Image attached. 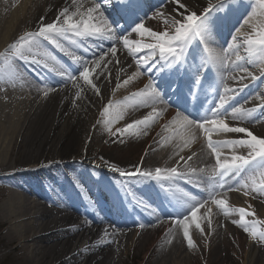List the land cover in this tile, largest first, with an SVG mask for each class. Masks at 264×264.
<instances>
[{
    "label": "bare ground",
    "instance_id": "bare-ground-1",
    "mask_svg": "<svg viewBox=\"0 0 264 264\" xmlns=\"http://www.w3.org/2000/svg\"><path fill=\"white\" fill-rule=\"evenodd\" d=\"M184 2L190 10L197 13L203 12L205 8L217 6L220 15H224L219 9L221 0ZM229 2L235 11L220 22L219 35L212 37L211 44L225 57V62L215 68L208 65V77L210 79L211 73L218 77L221 87L216 93L217 99L220 100L225 87L233 90L227 94L225 103L228 113H231L232 110L229 109L233 107L250 110L249 115L240 119L227 116L228 122L235 127H247L254 134L264 135V82H260L261 79L264 80L262 74L264 63L259 62L256 57L249 58L243 47L239 51L244 59L237 62L236 57H231L234 51H224L228 45L224 44L223 37L228 33L227 36L232 42L233 24L241 15L238 22L240 27L237 28L240 31L237 32L236 29L233 36L239 38L236 43L242 42L244 37L252 32V25L264 17H258V10L257 14H253L255 0ZM78 3L87 8L93 5V0H78ZM65 6H71V0H0V51H4L8 44L23 33L35 31L42 16L46 18L45 23L52 22L58 11ZM175 7L173 0H139L136 15L129 20L137 19L136 24L142 23L151 31L163 32L168 29L165 21L170 23L173 19ZM109 12L105 15L111 23L112 17ZM212 15L215 16L216 12L214 11ZM138 16L143 18L140 19ZM249 18L251 23L246 24L245 20ZM116 25L113 24V27L118 31ZM145 34L129 29L122 35L112 38L87 37L86 40L97 43L98 49L90 50L89 46L80 43L86 48L83 49L85 55L81 56L78 53L80 44L76 46L69 41H62L69 50L81 58V63L73 61L71 57L44 41L43 47L52 52L58 61L56 65L50 63V67L58 69L62 67L63 76L49 71L43 63L35 65L20 60L14 65L18 74L14 82H6V78L0 73V178H6L0 186L6 198L0 205V230L3 235L0 237V250L8 248L14 255L13 261H16V264H117L122 249L126 254L137 250L136 255L139 258L144 253V264H179L184 263L186 258L198 261L195 247H192L191 251L187 250L182 228L172 219L178 213L185 212L193 202L189 199L184 202L183 207L179 206L172 200L173 189L161 190V197H158L151 190L157 181L119 175V171H133L134 167L153 172L156 168L175 167L184 176L200 180L205 192H198L200 199L196 200H206L208 203L198 209L196 222L201 225V219L210 218L212 227L201 232L206 246H199L198 249L200 257L205 258L208 264L216 262L220 253L228 246L223 240L226 235L230 241L231 238L237 241L234 250L242 257L245 256L247 264H263L264 244L259 243L258 239L253 243L241 240L242 229L209 199V192L214 186L217 187L216 199L222 198L227 201L236 197L234 190L237 181L226 177L225 188L222 190L218 187L217 179L211 172L215 158L210 155L202 130L193 127L191 132L194 138L185 146L184 140L174 135L178 126L170 123L178 111L167 105V111L156 118L150 126L141 125L127 134L113 135L117 129H122L126 124L142 119L152 112L151 101L147 106L137 105L133 101L131 105H124L125 98L143 88L150 75L155 77L158 74L143 72L133 77L129 84H123L124 80L132 77L133 73L140 69L137 68L136 59L128 53L121 41L127 37L132 42L151 43L148 41L152 40L146 39ZM76 39L79 41L81 38ZM113 46L117 48L114 57L108 54L99 66L93 63V60L99 57L92 54V51L99 50V54L107 53ZM198 52L203 54V46ZM146 55L147 49L137 53V56ZM84 60L88 61L86 66L90 69V79H93V83L99 88V95L86 85L82 78H78L77 81L68 79L69 75L79 77L78 70H82L81 64ZM27 64L32 67L33 72H39L50 87L37 90L30 89L28 84L22 86L20 72ZM237 64L247 68V72L243 70L237 72V69L242 68L237 67ZM2 67L0 64V68ZM253 76L256 78L253 79ZM117 83L121 84L119 88ZM211 83L212 81L208 80L205 85ZM78 91L79 96L76 95ZM249 94L252 96L251 99L246 97ZM105 97L107 102H103ZM167 97L164 96L166 102ZM109 101H112L114 106L119 105L122 118L114 116L113 122L105 127L98 121H101V112ZM161 107L163 105H156L157 109ZM253 109L254 111H251ZM84 114L89 116L90 121L88 120L87 132L82 140L86 145L98 141L99 146L94 150L86 148L84 144L80 153L87 161L108 160L114 163L110 170L113 171V168L119 170L113 171L116 173L115 176L97 170H94L91 176L88 175L91 173L84 169L86 167L81 160L73 162L62 160L66 152L73 154L79 152L75 150L71 138L78 120ZM243 135L231 133L230 137L239 139L243 138ZM143 137L147 141L146 150L144 153H138L135 146ZM120 141H124L125 148H119ZM10 151L22 157V162H29L26 170L20 171V167L7 166L5 156ZM192 152L194 153L191 160H187V163L180 161L181 157ZM42 161L46 162L43 164H47L45 168L43 170L36 168V163ZM201 168H205L206 171H198ZM193 169L197 170L194 174ZM169 184L171 188L181 185V178ZM229 185L233 190H227ZM191 195L194 194L191 192ZM254 196L253 204L259 208L258 215L260 214L264 220L262 206L264 196L256 194ZM152 204L157 205L155 211L150 209ZM210 204L214 205L211 217L205 216L206 208ZM228 208L231 209L230 203ZM222 222H227L228 225L222 226ZM131 226L135 230L127 229ZM196 229L195 223L189 217L190 236Z\"/></svg>",
    "mask_w": 264,
    "mask_h": 264
},
{
    "label": "snow or ice",
    "instance_id": "snow-or-ice-1",
    "mask_svg": "<svg viewBox=\"0 0 264 264\" xmlns=\"http://www.w3.org/2000/svg\"><path fill=\"white\" fill-rule=\"evenodd\" d=\"M173 3L176 5L173 10L174 16L170 23L167 20L165 21L168 24L166 31L154 32L142 23H137L135 28L132 29L133 32L140 34L147 33L148 37L154 41L153 43L132 42L127 37L121 41L128 53L136 59L137 68L140 69V71L133 73L132 77L124 80V85L129 84L133 77L141 75L143 72L150 74L156 72L158 74L155 77L150 75L143 88L125 98L126 101L130 100L136 102L137 105L144 106H147L148 102L151 101L152 112L142 119L126 124L122 129H117L113 135L127 134L130 130L141 125L150 126L156 118L167 111V104L169 103L165 101L164 96L176 98L174 102L177 105L187 104L189 97L198 99L200 91L203 90L204 85L209 80L208 65L215 68L225 62V57L221 56L211 44L213 43L212 37L219 35L220 22L235 11L232 3L229 0H221L219 9L223 11V16L217 11V6L205 8L203 12L197 13L190 10L184 0H173ZM109 8L111 12H109ZM138 8L139 0H103V3H101V0H93V5L87 8H84L82 3H78V0H71V6L60 9L52 22L45 23L46 18L42 16L35 31L23 33L14 42L8 44L4 51H0V64L3 65L0 68V73L6 78V82H14L18 75L14 65L17 60H20L35 65L43 63V66L48 68L49 71L63 76L62 67L60 69L50 67V63L56 65L58 61L52 52L43 47L44 41L71 57L73 61L81 63V58L69 50L62 41H69L70 44L79 46L80 43H83V39L78 41L76 38L93 36L112 38L116 35H122L125 29L117 31L113 24L118 25L120 20L127 21L129 18L134 17ZM257 10L258 17H264V0H255L253 14H257ZM214 11L216 12L215 16L212 15ZM106 12H109L112 17L111 23L108 16L105 15ZM160 15L163 14L160 13ZM245 23H251V18L245 20ZM239 31L240 29H237V32ZM238 40L237 36H232V42H228V47L224 51H235L237 53L236 61L238 62L244 59L238 54L239 49L243 47L249 58L256 57L259 62L264 63V19H258L257 23L252 25V32L248 33L242 42L236 43ZM201 45H203V54L198 52ZM142 49H147L148 55L137 56V53H140ZM108 54L114 57L117 54V48L115 46L110 47L107 53H102L99 59L93 60V63L99 66L102 61H105ZM198 56L199 62H197ZM87 64V60L82 62V70H78L79 77L69 75L68 79L77 81L78 78H82L83 82L99 95V88L93 83V79H90V69L86 66ZM236 66L242 67L239 64ZM242 70L247 72V69L242 68ZM262 74H264V69H262ZM248 75L251 76L252 74L248 73ZM255 78L253 76V79ZM240 79H243V77H240ZM76 86L79 87L78 84ZM120 86L121 84L117 83V88ZM232 91L231 88L225 87L224 93L220 95V103L210 108L211 118L198 120L190 118L184 112L183 114L177 112L170 123L178 126L175 131L184 140L185 146L194 138L190 131L193 127L202 130L206 134L207 147L210 150V155L215 158V164L211 166V172L216 177L220 189L225 188L227 184L226 177L231 179L248 173L246 180L240 187L245 190L246 195L255 193L257 196H264V135L254 134L247 127L230 126L225 119L221 118L222 115H225L233 119H240L242 116L250 114V110L240 107L233 108L231 113L224 109V104L228 98L227 94ZM76 95H80L79 91ZM157 104H161L163 107L157 109ZM220 109H224V112L221 113ZM251 111H254V109ZM114 116L122 118L119 113V105L114 106V103L109 101L108 105L103 108L101 121H98V123L102 122L107 127L113 122ZM213 133H239L244 135L243 138L239 139L214 142L212 139ZM224 147L231 149L232 154L230 157L222 154ZM237 149L245 151L240 153L237 152ZM181 159L184 158L181 157ZM191 159L192 157H188V160ZM112 170L119 171L115 168ZM196 171V169H193V174ZM198 171L204 172L206 169L201 168ZM119 175L141 180H155L161 184L162 188L166 183L174 182L175 179L184 176L175 167L156 168L154 172L142 171L140 167H134L133 171H119ZM167 190L171 191V188ZM216 190L217 187L214 186L209 192L211 202L219 207L225 216L238 213L239 219L233 220V223L248 233L253 240L258 239L259 243L264 244V231L257 230V225H264V221L253 220L249 223L246 217L254 216L255 213L245 208L229 209L225 200L215 198ZM227 190L231 191L233 189L229 185ZM184 196L189 197V194L185 192ZM189 199L193 202L190 207L185 212L178 213L172 219L174 223L179 224L182 228L187 245L194 247V241L189 232V217L192 218L195 227L203 232L200 223L196 222V216L198 209L203 208L208 201L196 200L194 196L189 197ZM209 211L211 210L209 209Z\"/></svg>",
    "mask_w": 264,
    "mask_h": 264
},
{
    "label": "rangeland",
    "instance_id": "rangeland-1",
    "mask_svg": "<svg viewBox=\"0 0 264 264\" xmlns=\"http://www.w3.org/2000/svg\"><path fill=\"white\" fill-rule=\"evenodd\" d=\"M234 32H235V30H234ZM145 36H146V39H150L147 36V33L145 34ZM148 42L153 43L152 41H148ZM238 54L241 56L242 53L239 52ZM236 55H237V53L235 51L231 54V56H235V57H236ZM99 56L100 55H98V57ZM254 68L257 69L258 67L254 66ZM240 69H237L236 71L238 72V71H240ZM54 73H56V72H54ZM260 82H261V80H260ZM262 82H264V80ZM43 84H44L45 87L48 86V84H46V83H43ZM261 87L262 86L260 85L259 88H261ZM204 94H205L206 97H208V93L207 92H205ZM246 97L248 99L252 98V96L250 94L247 95ZM107 99H108V96H107ZM103 102H107L106 101V97L103 100ZM131 104H132V101H130V100L129 101H126V100L124 101V105L125 106L126 105H131ZM217 105H218V103H217ZM233 108H235V107H233ZM229 110H232V108L229 109ZM88 117L89 116L84 114L78 120V125H77V127H76V129L74 131L73 137L71 138V142H73V145L75 146V150H78L79 152H77V153L74 152V154L70 153V152H66L62 160L66 159V161H68V162H73L75 160H77V161L81 160L83 162L84 166L86 167L84 169H87V172L91 173V174H88V175H91V176H93L92 174L96 170L97 171H101L102 173H105V174L112 173V175L115 176L116 173L110 170V166L112 164H114V163H112V162H110L108 160L107 161L102 160V162L101 161H94V160L87 161V160H84L82 154L80 153L81 152L80 150L82 149L84 144H85V146H87L86 148H88V149L91 148V149H94V150H96L98 148V146H99L98 141L97 142L96 141L95 142H91L88 145H86V143L82 140V139H84V134L87 132L86 128L88 126V120L90 119ZM221 118L225 119L226 123H228L230 126H232L228 122V120H227L225 115H222ZM190 131H192V129ZM170 132H174V130H170ZM202 134H204V136H205L204 138L206 139V134L204 132ZM174 135L175 136H179L181 138V136L178 135L177 132ZM230 135H231V133H222V134L213 133L212 134V139H213L214 142H217V141L223 142V141H226V140L234 139V138L230 137ZM129 138H130V135H129ZM145 140L146 139L143 137L142 140L137 144V146H135L136 152H138V153L139 152L140 153H144L145 152L146 146H147V141H145ZM125 147H126V145L124 144V141H120L119 142V148L122 149V148H125ZM198 149H199V147L196 148V150H198ZM244 151L245 150L237 149V152H240V153H243ZM12 153L13 152L10 151L7 154L8 156L7 155L5 156V158H6L5 161L7 163V166L11 165L13 167H20L21 168L20 171L26 170V168H27L26 166H29V162L28 163L22 162L21 161L22 157H20L19 155L12 154ZM193 153L194 152L189 153L187 156H184L183 157L184 159L183 160L180 159V161L181 162L187 161L188 157H192ZM222 154L224 156H226V157H230L231 154H232L231 149L228 148V147H224L222 149ZM35 161H37V160H35ZM43 163H46V162H44V161L37 162L36 163L37 165H35V167L36 168H41L43 170L45 168V166L47 165V164H43ZM95 176H97V175H95ZM247 176H248V173H244L241 176L231 178L232 180H236L237 181L236 189L234 190V192H235L234 195H236L237 198L236 197H232V198H229L227 201L225 199H223V200L226 201L227 207H228V203H230L231 204V208H245L246 210L255 213L254 216L246 217V220L249 223H251L253 220L264 221V220L261 219L262 217H260V214L258 215V211H259L258 209L259 208H257L253 204V199L255 197L254 196L255 193L246 195L245 194V190L240 187V185L243 184L244 181L246 180ZM5 179L6 178H3V177L0 178V186L5 181ZM168 188H171V185L169 183H166L164 185V187L162 188L161 184L159 182H157V183H154L152 185L151 190L153 191L154 195H156L158 197L159 196L161 197V190L162 191H164V190L167 191ZM171 189H173L172 200H174L177 205H180L182 207H183L184 202L189 200V197L194 196L196 199H200L199 194H197V193L198 192H200V193H204L205 192V188L202 187V183L200 182L199 179H195V178L192 179V178H189L187 176H183V178H181V185H175ZM156 192H158L159 195ZM185 192L189 194V197H185L184 196ZM191 192L194 195H191ZM5 199L6 198L3 196V192L0 190V205ZM220 199H222V198H220ZM156 206L157 205H154V204L150 205L151 211H155L156 210ZM213 206H214L213 204H210V205L207 206V208H206L207 212L205 211L207 213V215H205V216L211 217V215H212V213L214 211ZM262 206H264V205H262ZM209 209L211 211H209ZM227 217H229V219H231V220H238L239 219L238 213H231ZM201 221H202V223H201V228L202 229H206V228L210 229L212 227L211 226L212 225V221L210 220V218H207L206 220L205 219H201ZM209 221H210V224H209ZM224 224H227V222L226 223L222 222L221 225L223 226ZM216 225H217V223L214 225V227H216ZM127 229L130 230V231L131 230H135V228L133 226H131L130 228H127ZM257 230L258 231H264V225H260V226L257 225ZM194 231L195 232H193L190 237L194 241V247H195V249L197 251V257H199L198 261H196L195 259L194 260H189L188 258H186L184 263L180 262L179 264H208L205 261V258L203 259L202 257H200L201 254L199 253L200 250L198 249L199 246H204L205 247L206 246V242L202 238V234H201L200 230L196 229ZM241 234H242L241 240H243L244 242H246V243H253L254 242V240L249 236V234L246 233L243 229L241 231ZM0 237L1 238L3 237L1 230H0ZM223 240L226 242V245H228V246L226 247V249L223 250L222 253H220V255L218 256L216 262L211 263V264H247L245 256L242 257V255L239 254V252L234 250V246L237 245V243H236L237 241L233 240L232 238H231L232 241H230L229 239H227V235L225 237H223ZM229 247H231V249H229ZM186 248L189 251L192 250L191 249L192 247H189L188 245H187ZM121 252L122 253L119 255L120 258H118L117 264H144V261H145L144 253L139 258L136 255L137 250H132L128 254H126V252L123 249H122ZM4 254H6V255H4ZM13 257H14V255L10 251H8V248H3V249L0 250V264H16V261L15 262L13 261ZM197 257H195V258H197ZM262 260H264V255H263V259ZM263 264H264V262H263Z\"/></svg>",
    "mask_w": 264,
    "mask_h": 264
}]
</instances>
